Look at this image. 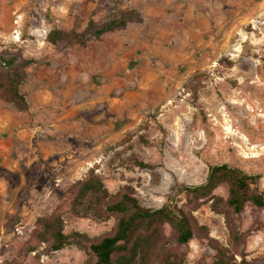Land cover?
<instances>
[{"label": "rangeland", "instance_id": "obj_1", "mask_svg": "<svg viewBox=\"0 0 264 264\" xmlns=\"http://www.w3.org/2000/svg\"><path fill=\"white\" fill-rule=\"evenodd\" d=\"M127 15L134 20L126 29L86 48L47 41L54 28L84 32ZM0 54L33 62L22 87L29 111L0 97V264L17 259L37 220L92 169L112 195L133 187L151 209L178 186L204 184L210 165L261 175L264 190V0H0ZM198 75L206 76L200 108L186 88ZM216 194L228 197L226 188ZM194 215L228 246L225 218L211 203ZM65 221L67 234L91 239L116 223ZM241 227L237 264H264V209L247 207ZM182 250L187 264L215 255L199 239ZM87 259L69 247L21 264Z\"/></svg>", "mask_w": 264, "mask_h": 264}, {"label": "trees", "instance_id": "obj_2", "mask_svg": "<svg viewBox=\"0 0 264 264\" xmlns=\"http://www.w3.org/2000/svg\"><path fill=\"white\" fill-rule=\"evenodd\" d=\"M133 20L127 15L102 26L91 22L84 32L54 28L47 41L54 46L86 48L93 39L100 40L107 34L124 30ZM32 64V61L18 63L0 54V97L20 113L30 109L22 87ZM205 79V75H198L186 87L197 108H200L198 102ZM135 164L142 170L155 168L137 160ZM221 188L227 189L226 199L216 194ZM179 196L186 199L182 205L175 201ZM209 203L213 212L225 218L230 234L228 246L212 239L209 229L201 226L194 215ZM249 206L259 211L264 209L262 176L228 164L210 165L202 185L178 186L174 196L160 209L145 207L135 188L130 186L112 195L96 169H92L85 179L69 188L51 214L37 220L30 239L19 247L17 259L7 264H21L32 253L52 255L69 247H77L87 254L84 264H187L182 248L198 239L215 255L211 263L203 257L197 264H237L236 258L245 255L247 235L241 220ZM66 215L98 223L114 219L116 223L110 233L91 239L80 232L67 234Z\"/></svg>", "mask_w": 264, "mask_h": 264}]
</instances>
